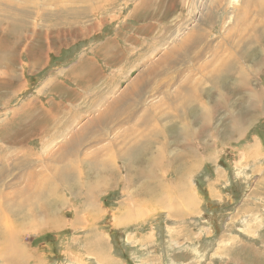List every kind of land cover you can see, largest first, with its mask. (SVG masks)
<instances>
[{"label":"rangeland","instance_id":"374dc122","mask_svg":"<svg viewBox=\"0 0 264 264\" xmlns=\"http://www.w3.org/2000/svg\"><path fill=\"white\" fill-rule=\"evenodd\" d=\"M0 177V264H264V0H0Z\"/></svg>","mask_w":264,"mask_h":264},{"label":"bare ground","instance_id":"6f19581e","mask_svg":"<svg viewBox=\"0 0 264 264\" xmlns=\"http://www.w3.org/2000/svg\"><path fill=\"white\" fill-rule=\"evenodd\" d=\"M200 2V1H199ZM256 2V1H255ZM248 5V4H247ZM246 5V6H247ZM199 25H201L200 23L198 24V26ZM25 27V25H23V28ZM195 29V28H194ZM197 30H200L201 31V28H198ZM196 30V31H197ZM197 33H198V31H197ZM191 34V33H190ZM189 34V35H190ZM188 35V36H189ZM192 35V34H191ZM187 36V37H188ZM194 36V35H193ZM186 37V39H184L182 42H181V46L183 47V48H188V47H192V46H195V45H197L198 44V41H199V43L200 42H202L203 41V39L205 38L204 36H202L201 34L200 35H198L197 34V36H196V40H195V42H194V45L192 44V37H188L187 38ZM191 41V43L189 44L188 42H190ZM176 49H171L170 50V54L171 55H174L176 52H177V50L175 51ZM184 50V49H183ZM121 58V57H120ZM163 60H164V58H162V60L161 61H158V63H161L162 64V62H163ZM228 62H225L224 64H229V63H231V62H233L234 64H239V58H238V54H237V57L235 58V59H233V60H231L230 58H228V59H226ZM207 65H211L210 63H208ZM206 65V66H207ZM213 65V64H212ZM213 68L214 70H216V69H218V68H220V67H213V66H209V67H206L205 69H207V68ZM212 69V70H213ZM234 69H240V67H234ZM242 69V68H241ZM211 69H209L208 71H212ZM90 72H89V70L87 69V70H83L82 72H79L78 71V73H77V75H76V80L77 81H81V79H82V77L84 76V75H86V74H89ZM90 80L92 79V78H89ZM248 80V79H247ZM96 81H98V80H95V82ZM135 82V84H137V83H139L140 82V78H136V80L134 81ZM192 87H193V85L192 84H189V85H187L186 87H184L185 89H189V90H191L192 89ZM136 87H134V89H135ZM110 89H112V87H109L107 90H105L104 92H108ZM134 89L132 88V87H129V89H128V93H129V95H132L133 94V91H134ZM106 93H104V94H106ZM95 95L96 96H99V92H98V90L97 89H95ZM105 99L104 100H108V96H106V97H104ZM183 97L180 95V98L176 101V102H178V101H183ZM99 100V99H98ZM97 100V101H98ZM119 101H122V100H118L117 98H115L113 101H111L110 103H108L109 105H108V110L107 111H104L103 113L101 112L100 114H99V117L96 119L97 120V122H95V124L97 125V126H99V127H101L103 124H105V123H107V118H105V116L104 115H106L107 117H108V115L109 114H111L112 115V117H114L116 114H117V112L118 111H120L121 109H119ZM100 102V101H99ZM175 102V103H176ZM120 103H123V101L122 102H120ZM149 103V102H148ZM99 104V103H98ZM127 104V103H126ZM147 104V103H146ZM148 105H150V104H148ZM168 105H169V107H170V110H171V112L170 113H172V114H174L173 112L175 111H177V109L176 108H174L172 105H171V103H169L168 102ZM179 106V105H178ZM127 109H128V107H130L129 105H126L125 106ZM141 107H142V109H146V108H148L146 105H144V104H141ZM120 108H122V106L120 107ZM125 108V109H126ZM70 109V108H69ZM125 109H123V110H125ZM158 109H160L161 110V112L160 113H154V116L155 117H153L152 116V122H157L158 120H162V117H163V115L161 114L162 113V109L161 108H159V105H158ZM128 111V110H127ZM168 114V115H170L171 116V114ZM173 116V115H172ZM53 118V117H52ZM55 119H53V121L54 122H56L57 121V119H56V117H54ZM74 118V117H73ZM68 119V118H67ZM70 119H71V117H70ZM75 119V118H74ZM149 124H146V125H143V126H141V127H139V129H138V131L141 133V136H144V133H145V131H148V133H151V134H154V131H155V128H152L151 127V115L149 116ZM108 120H111L110 118H108ZM87 123H89V122H87ZM72 123L70 122L69 123V125H71ZM91 124V123H90ZM89 124V125H90ZM59 125V124H58ZM57 125V126H58ZM88 125V124H87ZM89 125L88 126H85V124H84V128H82L81 130H83L81 133H86L87 131H90V130H92V129H89ZM43 128H45V127H41V131H42V129ZM71 129V128H70ZM98 130V129H97ZM74 131V130H73ZM69 132V131H68ZM64 133V132H63ZM66 133H67V131H66ZM88 133V132H87ZM39 134V133H38ZM73 134V133H72ZM131 134H132V132H131V130H127L126 131V134H125V136H127V137H130L131 136ZM29 135V134H28ZM61 135V134H60ZM67 135V134H66ZM70 135V134H69ZM68 135V136H69ZM62 136V135H61ZM60 136V137H61ZM64 136V135H63ZM71 136H73V135H71ZM55 138V137H54ZM62 138H64V137H62ZM61 138V139H62ZM103 138V137H102ZM65 139V138H64ZM70 140V139H69ZM81 140V139H80ZM62 141V140H61ZM68 141V140H67ZM63 142V141H62ZM66 145V144H65ZM64 145V146H65ZM71 145V144H70ZM68 147V146H67ZM75 147V146H74ZM75 148H77V147H75ZM158 149H159V151H161V152H163L161 149H162V146L161 145H159L158 146ZM27 151H29V150H27ZM30 153V152H29ZM19 154V153H18ZM23 154V153H22ZM163 154V153H162ZM32 155V154H31ZM58 155H59V153H58ZM57 155V156H58ZM24 156V155H23ZM33 156V155H32ZM60 156V155H59ZM48 157V156H47ZM52 157H54V156H52ZM75 157V156H74ZM30 159V158H29ZM65 157L63 156V158H61L60 159V161L58 160V159H56L57 161H55V162H60L61 163V161H65ZM4 160V159H3ZM15 160V159H14ZM10 161V160H9ZM12 161V160H11ZM33 161V160H32ZM39 162V161H38ZM99 162L101 163V165H102V167L103 166H105L106 164H107V162L108 161H103V162H101L100 161V159H99ZM151 162L152 163H158L159 162V157L156 155L155 157H153L152 159H151ZM10 163V162H9ZM69 164V163H68ZM152 166V165H151ZM155 167V166H154ZM66 168V167H65ZM156 168V167H155ZM126 169V168H125ZM58 172V171H57ZM113 172L114 171H112L111 173H106V174H108V175H106L105 176V178L107 179V178H110L112 175H113ZM32 172H30L29 173V175H28V179H30V181H32L35 177H33L32 176ZM58 177V176H57ZM102 177V176H101ZM1 178V177H0ZM104 179V178H103ZM29 181V180H28ZM29 181V182H30ZM104 181V180H103ZM106 181V180H105ZM33 182V181H32ZM92 184V183H91ZM101 184V183H100ZM31 185V184H30ZM84 185V184H83ZM96 185V184H95ZM58 186V185H57ZM91 186V185H90ZM101 186V185H100ZM62 188H63V186H62ZM88 188H89V186H88ZM98 188V187H97ZM96 188V186L95 187H90L88 190H91L92 192H94V193H97L98 192V190L100 189H97ZM87 193V192H86ZM159 196V195H158ZM64 197V196H63ZM62 199V198H61ZM60 199V200H61ZM159 199V198H158ZM65 200H63L62 199V202H64ZM61 202V203H62ZM160 203V202H159ZM53 204H55V203H53ZM60 205V204H59ZM33 208V207H32ZM54 208V207H53ZM56 208V207H55ZM54 208V209H55ZM1 210H2V207L0 206V214H2V212H1ZM9 216V215H8ZM7 233V232H6ZM6 235V234H5Z\"/></svg>","mask_w":264,"mask_h":264},{"label":"crops","instance_id":"0c3cea01","mask_svg":"<svg viewBox=\"0 0 264 264\" xmlns=\"http://www.w3.org/2000/svg\"><path fill=\"white\" fill-rule=\"evenodd\" d=\"M220 68H222V69H228V66H222V67H220ZM230 68H233L234 69V67H230ZM140 78V77H139ZM140 84H142V81L140 80V82L139 83H137V84H134V87H136V88H138L139 87V85ZM93 86H95L94 85V83H93ZM95 88L96 89H99V87L98 86H95ZM182 91L185 93V95H186V98H185V100L187 99V98H195L197 101H202V94H201V96H200V94L198 93V92H194L195 91V87L193 86L192 87V89L191 90H189V89H182ZM181 95V94H180ZM182 97L184 96V95H181ZM139 109H137V113H139V115H138V117H140V118H142V120H141V122L139 123V125L137 126V127H133L132 126V129H133V131H136L137 133H134L133 131H132V133L134 134V135H136V136H140L141 137V133L139 132V131H137L138 129H139V127H141V126H143V125H145V124H147V117H146V115L144 116L143 114L144 113H142L141 111H142V108L139 106L138 107ZM149 108V107H148ZM147 108V109H148ZM150 109V108H149ZM178 110V109H177ZM150 116V115H149ZM149 116H148V118H149ZM134 117V119H136V116H133ZM148 122H149V119H148ZM38 130H41V128H39ZM29 134V133H28ZM150 150H151V148H150ZM163 154H165L166 152H162ZM150 155L151 154H149L148 153V156H147V160L149 159V157H150ZM160 156L161 155H159V159H160ZM163 159V158H162ZM161 160V159H160ZM158 181H162L161 180V177L160 176H158V179H157ZM165 180V179H164Z\"/></svg>","mask_w":264,"mask_h":264}]
</instances>
